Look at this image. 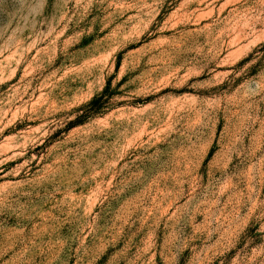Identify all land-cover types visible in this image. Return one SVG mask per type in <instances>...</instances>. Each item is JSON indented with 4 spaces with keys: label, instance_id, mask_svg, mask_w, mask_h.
Returning a JSON list of instances; mask_svg holds the SVG:
<instances>
[{
    "label": "rangeland",
    "instance_id": "obj_1",
    "mask_svg": "<svg viewBox=\"0 0 264 264\" xmlns=\"http://www.w3.org/2000/svg\"><path fill=\"white\" fill-rule=\"evenodd\" d=\"M0 264H264V0H0Z\"/></svg>",
    "mask_w": 264,
    "mask_h": 264
}]
</instances>
